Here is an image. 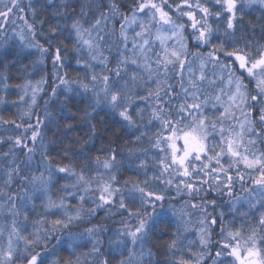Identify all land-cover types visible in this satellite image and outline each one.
I'll return each instance as SVG.
<instances>
[{
	"label": "snow or ice",
	"instance_id": "snow-or-ice-1",
	"mask_svg": "<svg viewBox=\"0 0 264 264\" xmlns=\"http://www.w3.org/2000/svg\"><path fill=\"white\" fill-rule=\"evenodd\" d=\"M212 3L214 7H217L215 12L207 6V0L205 3H201V0H176L174 4L168 3V0H136L135 5L129 9L131 13L129 15V13L120 12V6L116 0H111L107 5L108 14L100 11L94 22L87 27L82 21L88 17V10L94 7L91 3L78 4L79 16L73 13L70 18L67 14L68 6L61 11H53L54 15H63L66 18L62 23L56 22L47 29L45 44L49 47H45L39 41H35L32 45L40 51L41 56L43 57L51 49L54 69L64 68V60L68 53L65 51L62 54L60 41L67 29V36L74 43L76 54L79 55L80 51L86 47L90 59L104 66L97 74L93 65L85 62L83 69L90 73L87 81L70 80L66 78L67 73L57 72L59 83L56 87L65 85L67 91H72V86L75 85L84 93H91L93 103L80 114L87 125V130L83 137L79 158L85 162L91 161L97 169L102 167L108 179H96V188L93 189V179L88 178L87 169L77 170L72 160H67L63 166L52 165L47 151L41 153L44 172L31 178L22 177L23 180L34 185L33 195L36 192H42L47 196L53 172L63 173L65 178H72L73 183L65 185L67 194L73 196H76L77 192L84 194L78 195L79 206L75 212H69L65 203L66 198L53 200L51 196H47L45 208L48 210L63 209L66 219L53 220L50 229H37L31 239L21 236L13 222L12 233L17 239L23 240L26 245L24 264H47L38 249H43L45 252L50 251L49 242L52 234L61 233L64 229H68L74 221L82 220L85 213L92 216L97 209L105 208V206H109L105 208V211L109 213H112L113 209L123 210L122 215L126 214L136 221L135 225L129 227V221L124 220L125 228L120 235L128 237L134 247L140 244L141 248L144 241L149 238L150 224L154 225L157 222L156 218L164 221L166 212L178 215L176 208L171 204L168 209H165L164 202L167 199L165 194L141 187L138 182L125 181L124 185L118 183L117 176L114 174L119 163L115 145L110 150L102 151L101 155L106 157L104 159L101 155L95 157L89 155L92 149L84 145L95 142L97 131L96 124L93 122L94 113L101 104L106 105L120 118L122 129L131 131L129 142L134 140L135 143L131 148H124L128 156L134 155L140 148L143 138L147 137L152 147L158 150L161 176L167 174L163 183L171 186L172 177H179L180 179L175 181L176 195L191 197L194 202H186L189 207L199 208L204 213V216L197 221L196 230L199 234V242L195 249L183 245L178 247L179 235H174L170 243L166 245L171 264H206V262L207 264H264V248L257 247L256 229L253 228L252 235L244 239L241 230L243 226L236 230L229 228L225 223L223 212L219 213L221 241L217 243L220 250L213 254L208 245L211 242V229L217 225V218L208 212L207 206L215 209L216 202L215 200L197 199L207 196L210 191L219 194L225 189H227L226 194L231 196L234 187L231 170L235 169L234 174L237 180L242 182L244 173L240 169L241 165L243 169L249 170L247 172L249 179L264 194V151L256 150L257 143L264 144V45H258L253 54L251 41L241 46L235 42L234 35L239 26L238 22L243 20L245 7L259 5L264 8V0H212ZM38 6L49 10L59 7L54 0H47L46 4ZM165 6L168 8L167 11ZM27 7L32 11L35 20L37 5L29 0ZM95 7L99 8L100 5ZM24 11L25 6L21 0H0V31H3L2 26H6L9 21L14 23V18H20L19 13ZM117 13L123 21L120 24L119 38L124 51L118 52L115 66L108 67V58L99 51V41L104 39L101 32L107 26L109 19L114 18ZM141 13L143 17L139 15ZM170 13L175 14V19ZM222 15L225 26L223 38L219 27ZM144 17L147 19L145 20ZM184 17L190 22L187 25L179 22ZM210 17L217 22L215 28ZM40 23V34L44 35L43 22ZM133 25H136L138 30L133 29L130 39L128 29ZM27 27L29 34L35 40V24H28ZM186 27L191 29L187 35L184 34ZM93 30L96 32L95 41L92 37ZM189 37L193 41V48L211 49L207 52L206 59L214 68L220 69V73L214 74V78L209 79L205 74V56L200 52L189 51ZM224 38L231 43L226 44ZM157 48L159 52L155 50ZM221 54L224 61L230 62L222 61ZM190 55L199 59L200 70L198 74L193 72L189 63L187 68L189 75L185 82V64L188 63ZM77 64H81L79 59ZM173 77L178 79L179 91L171 83ZM2 78L7 80L6 76ZM205 82L215 88L214 93L210 94L204 89ZM249 84H254V87L250 89ZM56 87L52 89L53 97L56 96ZM22 90L26 95L27 86ZM32 91L31 103L35 104L37 89L33 88ZM20 99L23 100V96ZM0 122L12 123L17 128L23 127V124H18L15 120L7 121L2 117H0ZM40 124L41 122L37 120L36 126L28 123L25 128V132L31 129L29 139L33 145L40 136ZM68 128L73 132L76 131L72 124H69ZM109 131L115 133L116 128L113 127ZM60 143L64 156H70L72 148L67 146L68 142L61 140ZM72 143H80V141H72ZM14 145L26 149L28 159H32L31 154L34 152V147H29L19 137L14 139ZM41 146L46 147L43 141H41ZM137 160L139 167H146L145 160L139 156ZM19 172V165H14L8 172V179L5 183L10 185L13 174H19ZM144 183L147 184V180ZM21 191L27 193L28 189L22 188ZM248 191L252 192L253 189H248ZM125 193L132 202L139 204L137 210L133 211L128 207ZM0 196L9 202L14 216L20 214V209L17 208L15 202L17 198L32 199L31 196L16 197L12 193L5 192H0ZM86 196L95 205L94 207L84 208ZM255 206L254 203L251 204V207ZM261 207L264 208V205ZM24 215L26 219V213ZM179 215L181 223L185 225V230H191L193 225L183 220V216L186 215L183 209L180 210ZM37 223L42 222L37 221ZM257 223L259 230L264 232V212L259 215ZM102 230H104L103 226H93L88 228L87 232L91 235ZM261 239L264 240V236ZM241 240H244L243 244ZM119 242L123 243V241ZM56 243L60 244L61 241L57 240ZM64 243L71 249L70 258L66 261H53V264L79 262L80 256L77 255L74 247L76 238L71 232ZM92 252H100L96 244L93 245ZM183 252H187L188 255L181 254ZM2 255L6 257L8 264H16V260L19 259L13 256L11 235L8 251ZM148 255L151 256L150 251ZM133 257H135V264H143V251L139 257L135 256L134 251L130 252L129 264H133ZM0 264H5V262L0 260ZM102 264H107V261H103Z\"/></svg>",
	"mask_w": 264,
	"mask_h": 264
},
{
	"label": "trees",
	"instance_id": "trees-1",
	"mask_svg": "<svg viewBox=\"0 0 264 264\" xmlns=\"http://www.w3.org/2000/svg\"><path fill=\"white\" fill-rule=\"evenodd\" d=\"M21 2L25 6V11L19 13L20 18H14V23L9 21L6 26H2L3 31H0V117L3 120H15L16 123L23 124V127L17 128L12 123L5 124L0 122V192L12 193L16 197L31 196L32 199L21 200L17 198L15 202L17 208L20 209V214L14 216L10 210L9 202L0 196V260H3L5 264H8V262L2 254L8 251L10 235L13 245V256L14 258L19 257L16 260V264H24V258L26 256L24 251L26 245L24 241L17 239L16 235L12 233L13 222H15V227L21 236L31 239L32 234L37 229H50L53 220L66 219L63 214V209L53 208L48 210L45 208L47 196H51L53 200L66 198L65 203L69 212H75L79 206L78 195L84 194L82 192H77L76 196L67 194L65 192V185L73 183L72 178H65V174L53 172L52 180L48 186L47 196L42 192H36L33 195L32 189L34 185L23 180L22 177L27 176L31 178L34 175L38 176L44 172V164L42 163L41 156L43 151L46 150L49 154L52 165L63 166L67 160H72L77 170L81 168L87 169L88 178L93 179V189L96 188V179H108L102 167L97 169L91 161L85 162L79 158L81 146L83 145V137L87 130V125L84 123L80 114L93 103L91 93H84L75 85L72 86V91H67L65 85L56 87L59 83L56 75L57 72L67 73L66 78L70 80L87 81L90 73L83 69L85 62L91 63L97 74H99L104 66L90 59V54L86 47L77 55L74 51V43L67 36V29H65V33L60 41L62 54L65 51L68 53L64 60L65 66L63 69H54L51 49L42 57L40 51L32 45L35 41H39L45 47H49L48 44H45L47 29L56 22L62 23L66 18L63 15H54L53 11L58 12L64 9L65 6H68L67 14L70 18L73 13L79 16L80 8L77 7L78 4L86 5L91 3L94 7L88 10V17L82 21L87 27L90 23L94 22V19L100 11L108 14L107 5L111 0H54L59 5L55 10L38 6L40 4H46L47 0H31L32 4L37 5L35 20L33 19L32 11L27 7L29 0H21ZM175 2L176 0H168L170 4H174ZM116 3L120 6V12H126L131 15L129 9L135 5L136 0H116ZM201 3H205V0H201ZM96 5H100V7L97 8L95 7ZM207 6L213 12L217 10V7L213 6L212 0H207ZM165 10H168L167 6H165ZM244 11L243 20L238 22L239 26L234 34L235 42L242 46L247 41H251L253 54H255L256 47L258 45H264V9L258 5L251 9L245 7ZM170 14L175 19V14ZM196 14L199 16L198 12ZM139 15L143 17L142 13ZM144 19L146 20L147 18L144 17ZM209 19L215 28L217 22L212 17ZM41 21L43 22L44 35L40 34ZM223 21L224 16L222 15L219 22L222 38L225 27ZM179 22H183L186 25L190 23L186 17L181 18ZM121 23L123 21L120 19L119 13H117L114 18L109 19L107 26L101 32L104 39L99 41V51L102 52L104 57L108 58V67L115 66L118 52L124 51L119 38ZM28 24H35V40L29 34ZM133 29L138 30L137 26ZM133 29H128L130 39ZM189 31L191 29L186 27L184 34L187 35ZM92 37L95 41V30L92 31ZM224 42L226 44L231 43L227 38H224ZM192 44L193 41L189 37V51L192 53L200 52L205 56V74L209 79L214 78V74H219L220 69L214 68L206 59L207 52L211 49L207 47L196 49L192 47ZM155 50L157 52L160 51L158 48ZM78 59L81 61V64H77ZM221 60L224 61L222 54ZM189 63L192 66L193 72L198 74L200 70L199 59L190 55L188 57V63L185 64V82L189 75L187 72ZM4 76L7 77V80L2 78ZM245 82L247 83V80ZM171 83L179 91L178 79L173 77ZM217 83L220 82L217 81ZM25 86L28 88L26 95L22 90ZM248 86L251 89L254 87V84H249ZM54 87H56L55 97L52 96V89ZM33 88L37 89L35 93V104L31 103ZM204 89L210 94L215 92V88L210 87L207 82L204 83ZM21 96H23V100L20 99ZM24 113H28V115H24ZM94 115L95 120L93 122L96 124L97 136L94 143L84 145L92 149L89 155L92 157L101 155L102 151L110 150L115 145L119 163L114 174L117 176L118 183L124 185L125 181H130L131 183L138 182L141 187H145L156 193L165 194L167 197L164 202L165 209H168L169 204H171L176 208L178 215H172L171 212H166V219L164 221L156 218L157 222L154 225L150 224L151 231L149 238L144 241L141 248L140 244L134 247L128 237L120 235L121 231L125 228L124 220L129 221V227L136 223L133 218L128 217L126 214L122 215L123 210L117 211L113 209V212L109 213L105 211V208L109 206H105V208L97 209L96 213L92 216L85 213L82 220L74 221L68 229H64L61 233L52 234L49 242L50 251L45 252L43 249H38L41 251L47 264H53V261H66L70 258L71 249L64 243L68 238L69 232L76 238L74 247L77 255L80 256L79 262L74 261V264H102L103 261H107V264H121L122 261L123 264H129V256L132 251L135 252L136 257H139L141 251H143V264H171L170 254L167 252L166 245L170 243L174 235L180 236L178 247L183 245L184 247L191 246L195 249L199 242V234L196 230L198 227L197 221L204 216V213L199 208L189 207L186 202H194L191 197L176 195L175 181L180 178L172 177L173 184L171 186L163 183L167 174L165 173L164 176H161L158 165V150L152 147L147 137L143 138V142L136 153L129 157L124 151V148L133 147L135 141L129 142V137L132 133L120 127V118L106 105L101 104L96 109ZM73 119L75 120L74 123ZM37 120L41 122L39 127L40 136L33 146L34 152L31 154L32 159L29 160L26 149L14 145V139L19 137L22 140L25 137L24 129L27 127V124L31 123L35 126ZM69 124H72L73 128L76 129L75 132L68 128ZM113 127L116 128L115 133L109 131ZM27 132H29V129ZM61 140L67 141V146H71L72 154L70 156H64V153L61 151ZM41 141H43L46 147L41 146ZM72 141H80V143H72ZM256 150L258 152L264 151V144L257 143ZM138 156L147 162L146 167L141 168L138 166ZM101 158L104 159L106 157L101 155ZM14 165H19L20 172L19 174H13L12 182L9 185L5 181L8 179V172L11 171ZM240 169L244 173L242 182L237 180L234 174L235 169L231 170L233 172L234 184L231 196L226 194L227 189H225L219 194L215 191H210L207 196L197 198L215 200L216 202L215 209L207 206L208 212L217 218V225L211 229V242L208 245L213 251V254L215 251L220 250L217 242L221 241V234L219 232V213L221 212L224 213L225 223L232 230L243 226L241 230L244 239L252 235L253 228L256 229L255 239L257 247L264 248V240L261 239L264 236V232L259 230L257 223L259 215L261 212H264V208L261 207V205H264V194L249 179L247 175L249 170L243 169L242 165ZM45 175L47 174L45 173ZM145 180H147V184L144 183ZM222 181L223 176L221 174ZM22 188H27L28 192L24 193L21 191ZM248 189H253V191L249 192ZM125 200L128 207L133 211L139 208V204L132 202L128 198L127 193H125ZM253 203L256 205L255 207H251ZM94 206L92 201L86 196L84 208L87 209ZM181 209L186 214L183 216V220L193 225L191 230L186 231L185 225L181 223V217L179 215ZM25 213L27 215L26 219ZM37 221H41L42 223L38 224ZM93 226H103L104 230L90 235L87 229ZM57 240H60L61 243L57 244ZM97 240L99 241L98 244ZM119 241H123V243ZM243 243L244 240H241V244ZM94 244L99 247V253L92 252ZM149 251L151 252V256L148 255ZM181 254L188 255L187 252ZM132 259L133 264H135V257Z\"/></svg>",
	"mask_w": 264,
	"mask_h": 264
},
{
	"label": "rangeland",
	"instance_id": "rangeland-1",
	"mask_svg": "<svg viewBox=\"0 0 264 264\" xmlns=\"http://www.w3.org/2000/svg\"><path fill=\"white\" fill-rule=\"evenodd\" d=\"M255 6H258V5H253L252 7H248V8L251 9V8H254ZM262 9H264V8H262ZM135 26L136 25H133L132 28H129V29H133ZM154 27H156V26L154 25ZM165 27H167V26H165ZM171 42L172 41H169V43H171ZM24 134H25V137L22 139L23 143H26L29 147H33L34 146L33 142L29 139V136L31 134V129H29V132H25V129H24Z\"/></svg>",
	"mask_w": 264,
	"mask_h": 264
}]
</instances>
